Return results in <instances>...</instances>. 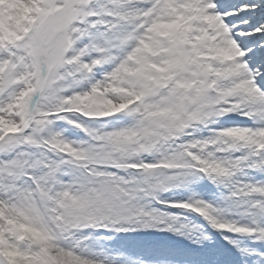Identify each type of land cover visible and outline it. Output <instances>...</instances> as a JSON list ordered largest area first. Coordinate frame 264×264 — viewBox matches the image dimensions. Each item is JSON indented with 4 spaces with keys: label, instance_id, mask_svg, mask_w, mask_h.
I'll use <instances>...</instances> for the list:
<instances>
[{
    "label": "snow or ice",
    "instance_id": "snow-or-ice-1",
    "mask_svg": "<svg viewBox=\"0 0 264 264\" xmlns=\"http://www.w3.org/2000/svg\"><path fill=\"white\" fill-rule=\"evenodd\" d=\"M0 264H264V0H0Z\"/></svg>",
    "mask_w": 264,
    "mask_h": 264
}]
</instances>
